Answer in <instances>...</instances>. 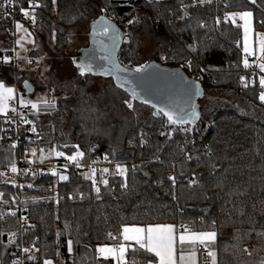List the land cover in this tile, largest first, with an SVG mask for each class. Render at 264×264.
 I'll list each match as a JSON object with an SVG mask.
<instances>
[{
    "label": "trees",
    "instance_id": "16d2710c",
    "mask_svg": "<svg viewBox=\"0 0 264 264\" xmlns=\"http://www.w3.org/2000/svg\"><path fill=\"white\" fill-rule=\"evenodd\" d=\"M37 1L33 26L43 31L46 42L55 40L57 53L70 46L76 29L84 23L93 22L107 9H119L126 17L137 18L133 35L151 27L166 39V46L155 51L157 61L182 67L200 78L206 94L214 93L220 100L210 107L206 100L201 101L202 122L193 132H184L179 124L134 101L135 111L150 119L130 124L123 148L114 150L83 143L84 125L67 132L72 107H78L76 115L81 120L89 115L88 125L94 127L106 123L105 110L109 109L98 101L100 94L93 97L89 90H81V86L87 87L85 78L75 77L76 88L71 89L79 92L77 96L59 101L53 113L32 118L37 128L34 144H0V191L4 194L0 201V264H14L18 240L9 237L19 230L17 218L10 214L14 188L5 183V170L18 159H26L33 147L54 143L67 154L82 147V161L106 151L111 156L108 165H125L126 172L112 173L107 185L102 184L101 194L82 170L74 168L65 170L67 180L54 174L31 178L38 187L25 192L31 215L24 237L28 243L37 242L26 264H44L47 258H60L64 264H102L98 246L120 241L123 226L156 223L190 224L195 231H215L217 264H264V102L259 99L264 72L256 67V56L249 57L244 51L242 25L232 19L217 22L225 11L251 12L257 39L264 33V0ZM6 35L7 25L0 24V60L13 48L5 41ZM133 35L124 41L119 57L122 63L130 60L137 69L143 62H136L142 56L143 38ZM0 65V77H4L7 65ZM106 80L113 86L106 90L118 93L116 102L117 98L122 104L131 99L112 79ZM110 104L117 111L116 104ZM140 133L147 140L136 145ZM148 259L155 261L156 257L143 250L128 253L129 264H146Z\"/></svg>",
    "mask_w": 264,
    "mask_h": 264
},
{
    "label": "rangeland",
    "instance_id": "374dc122",
    "mask_svg": "<svg viewBox=\"0 0 264 264\" xmlns=\"http://www.w3.org/2000/svg\"><path fill=\"white\" fill-rule=\"evenodd\" d=\"M233 13L231 12L229 15L232 21L236 24L243 25L244 22L240 20L239 16L233 17ZM19 23L23 27L18 29L15 25V34L13 36L8 34L5 38L7 44H13L12 49L14 55L16 56L18 67L16 70H14V66L8 67L4 71L6 72L5 76L0 77V82H3L6 87H12L13 89L18 87V93L16 95L14 91L12 96L13 99L18 97L20 101L22 99L25 102L31 101L33 103H37L39 108L38 111L34 110L30 104L28 105L31 107V113L35 115L43 112L53 113L57 109L59 101L68 98L70 95V97H72V94L73 96H77L79 94V92H72L71 89L75 86L72 78L74 76L77 77L78 75H81V69L77 66L81 65L79 58L78 61L75 62L76 51L80 47L88 45V35L91 23L86 22L80 28L76 29L77 33L72 38L70 46L61 53H57L54 50V39L51 42H46V40L42 38L43 31L39 27L28 26L24 21H19ZM24 29H27V32H25ZM135 34L136 37L143 38L142 45L139 47L142 52V56L139 55L136 59V62H141V60H143L140 67H138L142 68L145 64H147V62L156 60L154 55L156 49L160 48L162 45L163 47L166 46L167 41L151 27H147V29H138L134 35H132L135 36ZM253 41V20L251 18V28L247 39V44L250 49H252ZM35 50L37 51V54L31 57V53ZM254 55L255 54L252 51L249 54V57ZM5 57L8 58V62L4 61ZM31 59H35L36 62L32 63ZM2 62L6 65L12 64V59H10L6 53L5 56L2 57V60H0V64ZM1 67L2 65H0V69ZM81 76L87 80V87L81 86L83 87L81 90H89L90 95L93 97H97L100 94L98 101L101 103L103 102L104 106L108 104L109 109L105 110L107 111L106 123L100 124L99 127L89 126L88 122L90 120V116L88 115L81 120L80 117L77 116L78 107L74 106L71 108L72 113L69 118V123L67 124V132H72L77 125H84L83 143L106 145L114 150L122 149L129 125L145 120V118L149 120L150 117H146L145 113L142 115L135 111V102L132 98L127 100L132 103V108L127 106L126 101L122 104L119 98H117L116 102L118 93L114 90H106L107 88H113L110 80H106L101 77H93L88 75L85 70ZM27 81L33 84V93L25 94L23 90V83ZM111 91L115 94V96ZM217 97L218 96L214 93H205V97L203 99L206 100L205 102L207 106L210 107L220 100L219 98L217 99ZM44 100L54 103L46 106L42 102ZM110 103L116 104L117 111L113 110L112 104ZM108 114H110V119H108ZM86 121L88 127L86 125ZM33 149L36 151L35 156L32 154ZM41 150H43V152ZM55 152L64 153L63 151H58L55 144L41 146L40 148L33 147L26 155V159L31 162L50 164L53 174L60 179V176L67 175L64 169H58L56 167L57 163L60 161V156L55 155ZM77 152L83 153L80 157L84 156V149L80 146L73 153L69 154V156H74ZM118 166L119 168L125 169L126 172V166H120L119 164L112 166H109L108 164L100 165L90 169H84L82 172L85 177L95 179L102 173L120 172L118 170ZM92 169H95V173L92 172ZM104 169H107L108 171L103 172ZM46 260H51L52 264H64L60 258L57 261L51 258H47Z\"/></svg>",
    "mask_w": 264,
    "mask_h": 264
},
{
    "label": "built area",
    "instance_id": "2783aa9c",
    "mask_svg": "<svg viewBox=\"0 0 264 264\" xmlns=\"http://www.w3.org/2000/svg\"><path fill=\"white\" fill-rule=\"evenodd\" d=\"M136 1V0H135ZM138 1V0H137ZM149 2L160 1V0H147ZM39 5L37 0H12L10 5H5V0H0V24L7 25L8 34L13 36L15 34V25L19 21H24L28 26H33L35 22L32 21L30 17L36 15L37 7H31L32 4ZM24 4V5H22ZM21 8L28 11L29 16L25 17V15L21 12ZM107 17L112 19L117 23V25L122 29L125 40L126 38L129 40L133 34V26L136 22L129 24L130 20L137 21L135 16L126 17L122 15L121 11L115 9H107L104 13ZM230 12L225 11L218 17V24L221 23H229L231 21ZM7 56L12 59V65H16V56L14 55L13 49ZM78 61V58L75 57V62ZM32 63H35V59H31ZM124 64L126 67L134 68L133 63L125 59ZM4 65H6L4 63ZM208 76V75H207ZM192 77L196 78L195 75ZM201 80L200 78H196ZM260 93L264 91V88L260 86ZM15 109V111H12ZM30 106H23L17 99H13L10 101L9 109L7 114L2 115L0 117V144L3 145H22V144H34L37 140V128L32 124V118L35 117L33 113L30 111ZM25 121H30L31 123H26ZM35 127V131L33 132L31 129ZM194 126L191 125H180L179 128L184 132H193ZM184 129H188L185 131ZM147 137L145 134L140 133L138 135L136 145H140L145 142ZM27 148V147H26ZM65 153V152H64ZM60 156V161L57 163L56 167L58 169H71L74 168L76 170H84L90 169L96 166L105 165L111 162V156L106 151H100L96 154L91 160L82 161L83 157H78L77 161H72L69 159V154L65 153ZM116 165L118 163H115ZM113 164V165H115ZM15 166L17 171H11L12 166ZM121 166V164H119ZM51 165L47 163H37L31 162L28 159H18L14 164L8 166L5 170L6 181L5 183L12 185L14 188V192L10 198L12 203L11 212H15V217L18 221V234L9 237L10 240L17 239L18 244L15 247V261H18L19 264H26V258L29 254L36 251V240L32 242H27L24 237L27 229L30 225V207L27 202V197L25 196L26 191L34 190L38 187V184L32 180L31 178H36L40 176H49L53 174L51 169ZM115 174L121 175L120 172H114ZM110 173H102L98 175L95 179H92L95 188H99V193L101 194V186L102 180L109 179ZM30 178V179H29ZM95 181V183H94ZM31 185V187H29ZM54 199L57 201L58 199V187L57 184L54 185ZM3 193L0 191V201L3 199ZM26 218V219H25ZM192 229L190 224H180L178 225L179 231H183V227ZM24 248H29L31 251L25 253L23 251ZM203 248V247H201Z\"/></svg>",
    "mask_w": 264,
    "mask_h": 264
},
{
    "label": "water",
    "instance_id": "95a60500",
    "mask_svg": "<svg viewBox=\"0 0 264 264\" xmlns=\"http://www.w3.org/2000/svg\"><path fill=\"white\" fill-rule=\"evenodd\" d=\"M124 41L122 29L102 13L91 22L88 45L80 47L76 57L87 73L112 79L117 88L137 103L156 111L160 108L167 111L171 106L191 112L194 107L197 118L185 125H197L202 118L201 101L206 93L202 81L190 76L182 67H172L157 60L147 62L141 71L126 67L119 57ZM23 88L25 94L34 92L29 81L23 83Z\"/></svg>",
    "mask_w": 264,
    "mask_h": 264
},
{
    "label": "snow or ice",
    "instance_id": "6c2138e0",
    "mask_svg": "<svg viewBox=\"0 0 264 264\" xmlns=\"http://www.w3.org/2000/svg\"><path fill=\"white\" fill-rule=\"evenodd\" d=\"M55 2V0H53ZM253 3H255V0H252ZM12 3V0H5V5H10ZM37 4H32L31 7L35 8L38 7ZM21 12L25 15V17L29 16V13L27 10L21 8ZM252 13L245 11L242 13H233L232 16H239L240 20H242L244 23L242 25L244 29V39H245V47L244 51L245 53L249 52V47L247 44L248 39V33L251 28V18ZM33 22H35V16L30 17ZM136 21L130 20L129 24H132ZM234 22V21H233ZM97 23H100L99 21ZM16 27L18 29L22 28L23 26L17 22ZM107 30V29H105ZM25 32H27V29H24ZM260 50L262 53H264V37H261L260 39ZM264 58V57H262ZM5 62H8V58H4ZM245 67H248L247 60L244 61ZM81 69V75L84 73V66L83 65H77ZM261 70H264V63H261L259 65ZM141 68H137L136 71H141ZM244 79L243 77L241 78ZM259 84L261 88H264V77H262L259 81ZM247 86V85H245ZM14 93V89L11 87H6L3 82H0V113L7 114L6 111V103L5 101L12 98V95ZM198 94V93H197ZM259 99L264 102V91H262L259 95ZM21 104L23 106L31 105V107L34 110H39L38 104L33 103L31 101H23L21 99ZM46 106L53 104L54 102H50L47 100L42 101ZM127 106L129 108H132V103L129 101H126ZM12 111H15V109H12ZM163 114L167 117L168 121L172 124H186V123H192L197 118V113L194 110L191 112H186L184 109H175L169 106V110H165L164 108H160L157 110L156 115ZM26 123H31L30 121H25ZM33 132L35 131V127L31 129ZM185 131H188V129H184ZM15 147V145H13ZM43 152V150H41ZM32 154L35 156L36 151L35 149L32 150ZM55 155L61 156L63 153L61 152H55ZM83 153L77 152L74 156L69 157L72 161H77L78 157L82 156ZM121 175L124 174L125 169L119 168ZM11 171L16 172L17 169L13 165L11 168ZM107 169H104L103 172H107ZM92 172L95 173V169H92ZM87 178V177H86ZM67 176H60V180H67ZM170 180L174 182V177H169ZM102 183L107 185V180H102ZM95 183V181H94ZM192 183H196L195 180L192 181ZM126 186V185H125ZM31 187V185H29ZM97 193H99L100 189L96 188ZM11 215L15 216L16 213L12 212ZM26 219V218H25ZM183 227V226H182ZM15 236V233L12 234ZM123 241L129 242L124 243L121 242L115 247H101L97 251H99L105 259H107L109 256L113 257L117 264H120L121 261H124L125 254L129 251L131 248L133 253H136L140 250H143V252L150 254L156 258H158V264H191L192 261H194L196 252H197V245L203 247L204 249H207V254L209 257H211L212 264H216V253L211 250L210 243L214 242L216 239V233L214 231L212 232H194L190 231L188 228L183 227V231L177 234L176 227L174 225H167V224H157V225H149L146 227H124L123 231L121 233ZM110 238L116 239V237H112V234L109 233ZM71 241L68 242L69 244V251H71ZM188 245L187 248L184 246ZM23 251L25 253H28L31 251L29 248H24ZM185 252L188 253V255H185ZM179 253V255H178ZM30 260L34 259V257L29 256ZM14 264H19L18 261H15ZM44 264H52L51 260H45ZM133 264H135V261H133ZM146 264H155V262L152 259H148L146 261Z\"/></svg>",
    "mask_w": 264,
    "mask_h": 264
},
{
    "label": "crops",
    "instance_id": "0c3cea01",
    "mask_svg": "<svg viewBox=\"0 0 264 264\" xmlns=\"http://www.w3.org/2000/svg\"><path fill=\"white\" fill-rule=\"evenodd\" d=\"M252 20H253V16H252ZM253 36H254V33H253ZM261 37H264V33H260V34L257 36V39H254L253 44H252V49L249 48V52L247 53V54L249 55V54L253 51V53H254L255 56H256V67H257L258 69H260V70H261V68L259 67V65H260L261 63H264V58H262V57H264V53H262L261 50H260V39H261ZM244 44H245V43H244ZM253 45H254V47H253ZM248 47H249V45H248ZM11 66H15V65L7 64V68H8V67H11ZM261 71L264 72V70H261ZM73 76H74V75H73ZM75 77H76V76H74L72 79H74ZM11 88H12V87H11ZM23 90H24V88H23ZM14 91H15V93H16V95H17V93H18V87H16V88L14 89ZM24 92H25V90H24ZM13 94H14V93H13ZM12 96H13V95H12ZM16 99L20 102V100H19L18 97H17ZM11 100H13V98H11V99L5 101V103H6V111H8V109H9V104H10V101H11ZM20 103H21V102H20ZM2 115H4V114H3V113H0V117H1ZM34 115H35V114H34ZM35 116H37V115H35ZM54 144H55V143H54ZM55 146H56V145H55ZM57 150H58V148H57ZM58 151H59V150H58ZM112 173H114V172H111V174H112ZM91 180H92V179H91ZM157 224L174 225V226L176 227L177 234H179L180 232H182V231H179L177 225L174 224V223H156V224H148V225H125V226L122 227V229H121V231H120V233H119V236H118V238L120 239V241H115V240H113L111 243L104 244V245H99L98 248H97V250H98L99 248H101V247H115V246H117L119 243L124 242L121 233H122V231H123V228L126 227V226H127V227H133V226H135V227H146V226H149V225H157ZM190 231H194V232H212V231H195V230H192V229H191ZM214 232H215V231H214ZM215 233H216V232H215ZM216 240H217V234H216V239H215V241L210 243V248H211L212 251H214V252L216 253V264H217ZM124 243H129V242H124ZM184 247L187 248L188 245H185ZM197 249H198V250H197V252H196V255H195L194 261H192L191 264H212L211 257H209L208 254H207V249L201 248V246H199V245H197ZM130 250H132V249L130 248L129 251H130ZM129 251L125 254V259H124V261H121L120 264H129V260H128V253H129ZM97 254H98V257H99V259L101 260L102 264H117V261H116L113 257L109 256L107 259H105L104 256H103L99 251H97ZM178 255H179V253H178ZM185 255L187 256L188 253L185 252ZM154 262H155V264H158V258H156V260H155ZM178 264H179V261H178Z\"/></svg>",
    "mask_w": 264,
    "mask_h": 264
}]
</instances>
